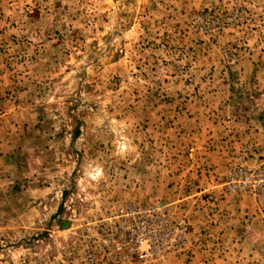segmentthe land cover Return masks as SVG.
Returning a JSON list of instances; mask_svg holds the SVG:
<instances>
[{
	"label": "rangeland",
	"instance_id": "rangeland-1",
	"mask_svg": "<svg viewBox=\"0 0 264 264\" xmlns=\"http://www.w3.org/2000/svg\"><path fill=\"white\" fill-rule=\"evenodd\" d=\"M0 264H264V0H0Z\"/></svg>",
	"mask_w": 264,
	"mask_h": 264
}]
</instances>
